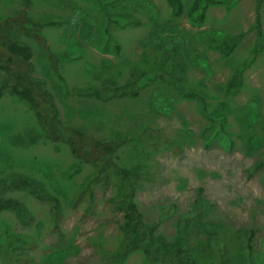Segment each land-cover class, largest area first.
<instances>
[{
    "label": "rangeland",
    "instance_id": "obj_1",
    "mask_svg": "<svg viewBox=\"0 0 264 264\" xmlns=\"http://www.w3.org/2000/svg\"><path fill=\"white\" fill-rule=\"evenodd\" d=\"M193 1L184 0L185 6ZM31 3L30 19L68 18L73 25L27 35L17 25L25 0H0V87L7 77L3 67L9 66L10 74L41 81L36 85L43 102L39 120L24 101L6 92L0 98V200L19 201L31 215L23 221L12 210L0 211V264H146L141 251L117 261L127 238L122 213L111 202L117 194L113 170L99 174L68 146L74 143L83 159L88 155L103 162L105 153L97 142H106L113 133H132L140 125H150L160 135L157 147H140L144 162L154 166L142 187L135 188L145 222L171 243L179 222L193 215L202 191L212 208L194 232L211 261L264 264V41L259 39L264 0L211 5L199 28L190 25L187 11L174 17L167 0ZM166 26L184 33L185 41L168 46L152 42L153 32ZM37 35L47 40V49ZM240 35L230 55L216 47ZM15 41L30 46L29 62H9L2 45ZM109 42L121 46L120 55ZM173 47L185 59V70L179 69L182 85L206 95L208 117L199 101L181 97L162 82L137 100L104 103L76 93L99 89L108 95L131 83L137 71L164 64ZM68 54L73 61L58 60ZM243 64L248 67L235 93L229 86ZM53 106L60 122L51 120ZM135 146L124 145L113 160L122 167L137 164ZM20 177L37 182L58 200V217L53 203L39 200L30 188L12 185Z\"/></svg>",
    "mask_w": 264,
    "mask_h": 264
},
{
    "label": "trees",
    "instance_id": "obj_2",
    "mask_svg": "<svg viewBox=\"0 0 264 264\" xmlns=\"http://www.w3.org/2000/svg\"><path fill=\"white\" fill-rule=\"evenodd\" d=\"M167 2L172 7L174 17H182L187 11L190 25L199 28L204 26L207 22V11L211 5L226 4L228 0H194L189 8L185 6L184 0H167ZM31 4V0H25L26 8L23 11L24 14L19 13V20L21 22H18L17 25L21 24V29L19 28V31H22V33L31 35L30 32L33 30L41 31L45 28L73 25V21L68 18H55L54 20L49 19L42 22L34 21L27 15V9ZM7 23H9V21H7ZM13 24L15 25L14 20L11 21V25ZM90 35L92 39L96 38L94 33ZM41 36L42 35H37L35 37L46 47L47 40ZM180 38L185 41V34L175 30L171 26H166L154 31L151 39L154 43L160 41L161 44L168 46L179 42ZM241 38L240 35L223 42H217L216 47L223 51L225 55H230L240 44ZM259 39L264 41V34L260 31ZM110 45H112L111 51L113 53L117 55L121 54L122 48L119 44L116 42H109L108 47ZM2 46L7 48L9 62L11 64L15 62L27 63L33 57L30 46L19 41H15L9 45L4 42ZM186 46L188 47L186 43L182 44V47L185 49ZM107 49L106 46L105 50L109 51ZM188 50H190V48H188ZM50 57L51 60L54 61V57L52 55H50ZM74 58L73 54H68L63 55L58 60L70 62L73 61ZM183 60L185 59L182 57L181 53L173 47L171 58L165 60L164 64H154L150 66L149 69L151 70L148 69V71H137L136 74H133V81L131 83L115 88L108 95L102 94L99 89L78 90L76 93H82L84 97L100 100L104 103L114 100H137L142 92L157 85L158 82H162V84L168 86V89L170 88L172 91L178 92L181 97L199 101L203 115L208 117L206 95L199 91H187L182 85V77L179 76V69L184 71L186 68L183 64ZM251 61H253V59H251ZM247 67L246 64H243L238 68L229 86L230 91L237 93L241 89ZM3 70L7 77L0 87V98L3 97L5 92L9 93L29 105V107L34 110L37 118L42 120L43 102L39 99L41 96L39 95L36 85L41 81L32 77L27 78L26 75L10 74L9 66L3 67ZM155 93L156 96H158L159 93L155 91L154 96ZM52 113L53 117H51V120L59 121L58 115L56 114L57 108L55 106L52 107ZM220 119L223 120V117H220ZM144 139H146V141H144ZM106 140V142L110 143L106 144V142L102 141L97 142L98 147L105 153L102 155V158H105L103 162L99 161V159H89L88 155L87 158L83 159V157L79 155L74 143L68 142V146L76 157L85 163L91 164L99 174H101L103 170H108V172L113 170L111 178L113 179L112 181L115 182L117 194L111 199V202L115 205L116 211L122 213L123 221L121 230L127 238L125 246L122 247L121 251L117 254L120 257L117 261H122L126 258L127 254L131 252L141 251L146 264H224L225 260L221 262L211 261L206 244L198 240L196 229L194 232V227L197 228V230L202 228L203 220L212 208L210 203L203 196L202 191L199 194L198 205L193 215L179 222L177 236L171 243H168L163 236L157 233L155 226L148 225L144 220V216L135 200V188L140 186L143 181L146 182L154 173V166L144 162L146 160L144 156L145 151L143 152L140 150V147L145 146L147 148L158 146L160 135L157 133V129L150 125H140V127L132 133H113L110 139ZM126 144L132 146H134V144L136 145L133 149V155L140 161L132 166L122 167L117 164L113 158H116V153ZM95 180H97L96 177ZM139 182L140 184H138ZM12 185L24 189L30 188L33 190V195L39 200L53 203L56 209L54 216H59V211L57 210L58 200L41 189L37 182L26 177H20L19 179L14 178ZM88 186L91 187L90 185ZM88 186L87 189L91 192ZM91 195H93V191ZM6 209L16 212L23 221L28 216H31L27 208L16 200H0V211ZM249 246V251L252 252L253 246L250 239ZM1 250L2 248L0 247V251Z\"/></svg>",
    "mask_w": 264,
    "mask_h": 264
}]
</instances>
